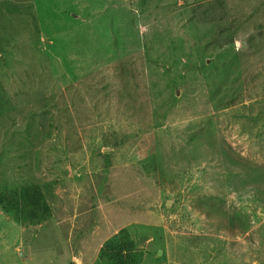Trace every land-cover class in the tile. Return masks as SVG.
<instances>
[{
  "label": "rangeland",
  "instance_id": "rangeland-1",
  "mask_svg": "<svg viewBox=\"0 0 264 264\" xmlns=\"http://www.w3.org/2000/svg\"><path fill=\"white\" fill-rule=\"evenodd\" d=\"M211 1L0 0V264H110L121 230L138 264H264V0Z\"/></svg>",
  "mask_w": 264,
  "mask_h": 264
},
{
  "label": "trees",
  "instance_id": "trees-1",
  "mask_svg": "<svg viewBox=\"0 0 264 264\" xmlns=\"http://www.w3.org/2000/svg\"><path fill=\"white\" fill-rule=\"evenodd\" d=\"M224 3L225 0H213L201 5L199 7L202 9L199 12L202 16L201 21L214 23L216 27H219L221 22H226L229 16ZM231 43L232 39L230 38L224 41L223 46ZM231 105H234L233 100L220 108H227ZM3 205L8 210L17 211L26 221H35L47 211L42 193L31 186L17 190L3 202ZM99 257L108 260L110 264H138L140 261L135 251V244L125 230L119 231L116 236L104 242L99 250Z\"/></svg>",
  "mask_w": 264,
  "mask_h": 264
}]
</instances>
